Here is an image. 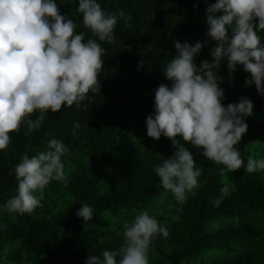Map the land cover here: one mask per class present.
<instances>
[{
    "label": "trees",
    "instance_id": "16d2710c",
    "mask_svg": "<svg viewBox=\"0 0 264 264\" xmlns=\"http://www.w3.org/2000/svg\"><path fill=\"white\" fill-rule=\"evenodd\" d=\"M55 2L60 13L78 25L76 32H83L85 40L98 39L83 27L82 14L76 11L79 0ZM215 2L97 0L106 11L121 9L132 17L127 23L118 21L117 43L98 41L106 50L98 77L100 92H89L80 108L62 106L57 113L48 112L31 133L21 124L18 132L10 133L9 146L0 151L1 264H85L92 255L118 250L124 224H130L141 210H148L169 231V237L153 239L149 264H183L199 256H215L202 264H264V171L244 170L250 156L264 159V95L254 84L245 85L250 73L237 65L230 76L226 60L217 70L225 106L238 103L242 96L253 103V115L245 118L247 132L235 146L243 160L240 169H225L222 176L218 171L222 165L213 164L200 149L176 138L191 152L202 173L198 187L183 205L160 187L154 170L177 149L163 135L159 140L147 136L146 118L154 115L155 89L171 85L163 73L176 55L173 40L190 45L200 42L204 46L195 64L211 63L216 42L206 34V8ZM258 35L264 43V30ZM76 123L78 129H74ZM51 139L69 148L62 157L67 183L50 182L42 207L30 214L4 212L3 205L16 194L15 166L25 153L31 158L47 151ZM225 185L228 194L220 199ZM82 204L93 209L87 229L76 215Z\"/></svg>",
    "mask_w": 264,
    "mask_h": 264
},
{
    "label": "clouds",
    "instance_id": "9594fccd",
    "mask_svg": "<svg viewBox=\"0 0 264 264\" xmlns=\"http://www.w3.org/2000/svg\"><path fill=\"white\" fill-rule=\"evenodd\" d=\"M76 11L82 14L83 27L98 39L85 40L83 32L77 33L78 25L60 13L55 0H0V151L9 146L10 133L18 132L21 124L31 133L48 112L57 113L62 106L80 108L89 92H100L98 77L106 50L99 42L117 43L114 29L118 21L127 23L132 17L121 9L106 11L97 0H79ZM206 13V34L216 42L211 63L204 60L199 66L195 64L194 58L204 46L200 42L190 45L173 40L176 55L163 73L171 85L155 89L154 115L146 118L147 136L159 140L163 135L177 149L154 170L160 187L179 205L198 187L202 173L188 148L178 143V136L200 149L213 164L222 165L218 168L222 176L225 169L233 172L243 165L235 146L247 132L245 118L253 115V103L243 96L238 103H222L224 91L217 75L221 61H227L230 76L242 65L250 73L245 85L254 84L264 95V43L258 35L264 30V0H216ZM34 113L38 115L32 119ZM79 126L76 123L74 129ZM47 148L31 158L26 153L21 157L14 169L16 194L3 205L4 212L30 214L42 207L43 192L50 182L67 183L62 157L69 148L56 139L49 140ZM244 170L264 171V159L250 156ZM220 191L222 199L229 186ZM76 215L87 229L93 209L82 204ZM123 227L118 250L92 255L85 264H149L153 239L157 235L169 237L167 228L148 210L135 214Z\"/></svg>",
    "mask_w": 264,
    "mask_h": 264
},
{
    "label": "rangeland",
    "instance_id": "374dc122",
    "mask_svg": "<svg viewBox=\"0 0 264 264\" xmlns=\"http://www.w3.org/2000/svg\"><path fill=\"white\" fill-rule=\"evenodd\" d=\"M215 256H199L185 260L183 264H202L209 262ZM3 263V257H0V264Z\"/></svg>",
    "mask_w": 264,
    "mask_h": 264
}]
</instances>
